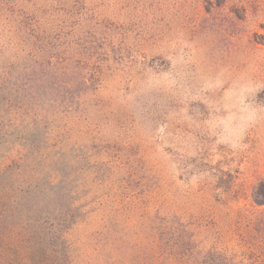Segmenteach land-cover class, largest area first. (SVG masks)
Masks as SVG:
<instances>
[{
    "label": "rangeland",
    "instance_id": "obj_1",
    "mask_svg": "<svg viewBox=\"0 0 264 264\" xmlns=\"http://www.w3.org/2000/svg\"><path fill=\"white\" fill-rule=\"evenodd\" d=\"M56 5L0 2V75L27 73L46 36L71 75L95 79L58 130L84 205L69 233L78 262L103 264L157 218L233 264H264L251 197L264 179V0Z\"/></svg>",
    "mask_w": 264,
    "mask_h": 264
},
{
    "label": "trees",
    "instance_id": "obj_2",
    "mask_svg": "<svg viewBox=\"0 0 264 264\" xmlns=\"http://www.w3.org/2000/svg\"><path fill=\"white\" fill-rule=\"evenodd\" d=\"M64 1L53 0L55 10ZM37 29L44 31L40 19ZM45 40L42 55L28 60L27 73L5 69L0 75V264H81L69 233L84 205L79 185L68 177L67 126L58 130L81 111L84 95L96 91L95 79L71 75L73 61L49 52ZM251 197L264 207V179ZM177 221L140 224L145 236L124 237L103 264H233L223 252L200 248Z\"/></svg>",
    "mask_w": 264,
    "mask_h": 264
}]
</instances>
